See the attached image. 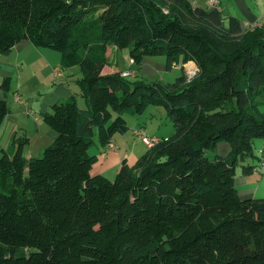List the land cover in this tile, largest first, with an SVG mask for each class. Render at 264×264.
I'll return each mask as SVG.
<instances>
[{
  "label": "trees",
  "instance_id": "16d2710c",
  "mask_svg": "<svg viewBox=\"0 0 264 264\" xmlns=\"http://www.w3.org/2000/svg\"><path fill=\"white\" fill-rule=\"evenodd\" d=\"M20 41L77 66L85 105L70 95L41 113L56 133L41 155L25 156L15 133L0 149V264H264V193L241 198L234 183L262 156L252 143L264 137L263 24L225 26L189 0H0V53ZM110 46L135 66L162 55L181 73L166 83L103 74ZM150 104L172 135L112 178L91 173L94 135L106 146L127 130L123 112ZM8 112L0 98V125ZM219 142L226 155L206 152Z\"/></svg>",
  "mask_w": 264,
  "mask_h": 264
},
{
  "label": "crops",
  "instance_id": "0c3cea01",
  "mask_svg": "<svg viewBox=\"0 0 264 264\" xmlns=\"http://www.w3.org/2000/svg\"><path fill=\"white\" fill-rule=\"evenodd\" d=\"M217 2L219 7L218 11L222 15V22L225 26L228 23L229 17H234L239 22V25L242 29L246 28L247 23L260 22L264 25V0H217ZM195 5L204 7L206 9H211L208 7L206 0H195ZM118 50L119 49L115 46H110L107 49L108 58L106 64L101 69V73L106 74L115 71L121 72V70L124 69H131L134 72V75H132L133 77L137 76L141 78V73H155V70L161 71L166 69L165 65L162 63V60H160V62H156L148 60L147 57H145L142 60L141 64L138 66H135L133 64L130 65L128 61L130 56L127 54L120 60L117 52ZM13 51H16V55L14 58L10 56ZM42 51L45 50H39L28 41H20L12 47L10 53L5 55L4 58L0 56L1 80L6 76L11 78V76L14 75L12 71H10V69H18L17 75L19 76L22 72V68L30 69L31 72L29 73V79L34 83V85L35 83H39L38 81H40V77L43 74H46V77L55 78L53 79V84L43 82L39 83L41 91H39V96L36 102H34L33 104L25 101V99L21 96L22 94H24V91L19 84H16V89L11 95L12 101L15 102L11 103V107L9 106V112L0 125V145L2 146L1 148H7L10 136L13 133H15L17 136H24L28 139V143L22 150L25 156H31L32 154H34L32 146L35 145L39 140L40 142H47L46 145H48L56 135L55 131L42 121L41 113L44 111H49L51 104L56 100H62V98L66 99L70 95H75L76 100L78 98V103L79 97L82 98L77 84V79L80 75L74 70L75 68H73V66L66 68L64 67L65 70H63L62 66L60 65V57L50 58L49 56L43 54ZM37 58H41L42 60H37ZM36 60L40 63L36 65L37 71H35L33 68ZM57 60L59 62H57ZM190 62L193 63L192 61H188V63ZM54 68L62 69L60 70L61 74L59 76H55L53 74ZM75 74L76 77L74 79L73 75L75 76ZM159 82L164 83L163 80H160ZM166 82L171 81H165V83ZM14 94H18L20 100L15 99ZM0 98H5L6 101L8 98L6 93H4L1 88ZM82 101L84 106L85 103L83 98ZM16 102H18L19 105L14 106V103ZM133 128H142L148 135L158 138H167L172 135L171 133H167L161 136L159 135L158 130L157 132L156 130L148 131V129L141 123L139 124L138 119L137 124H135ZM128 129L129 127L127 126V130ZM127 130L124 133L114 134L113 138L106 146H98L97 152H95L96 161L92 165V167H94V171H91V173H102L108 176L112 171L114 172L118 169L120 162L123 159L127 161V159L131 157L127 152ZM117 140H120L121 142H115ZM262 142H264V137ZM116 143H120L125 146V153H123L124 157L122 156L123 154L120 152L119 146ZM257 144H260L257 146L256 150V152L258 153L261 149H264V146L261 147V140L257 142ZM143 145L145 144L143 143ZM42 147L43 146L39 147V151ZM213 151L218 153L219 155H226L229 152V145L226 142H219L213 148ZM213 151L210 152V154L213 153ZM144 152L145 151L140 152L138 156H140ZM251 173L252 172L242 174L238 167L236 169L234 183L237 188L238 195L241 198L259 197L264 191L262 190L263 188L259 183L254 184L252 182L253 176H251L250 178Z\"/></svg>",
  "mask_w": 264,
  "mask_h": 264
},
{
  "label": "rangeland",
  "instance_id": "374dc122",
  "mask_svg": "<svg viewBox=\"0 0 264 264\" xmlns=\"http://www.w3.org/2000/svg\"><path fill=\"white\" fill-rule=\"evenodd\" d=\"M36 47V46H35ZM38 48L39 50H45V51H42L43 54L49 56L50 58H59V53L58 51L54 50V49H51V48H47V47H36ZM46 52H51V53H46ZM118 56L120 58V60L122 59L123 56H126L128 54V49L127 48H122V49H119L118 51ZM5 55L7 54H2L0 53V56L2 58L5 57ZM16 55V51H13L11 53V57L14 58ZM148 60H152V61H156V62H160V60H162V63L164 64V57L162 55H157V56H149L147 57ZM37 60H42L41 58H37ZM35 61V64L33 66L34 70L37 71L36 69V65L37 64H40L38 61ZM57 62H59L57 60ZM188 63V62H187ZM130 64V63H129ZM189 67L190 65H194L193 63H188ZM54 65V64H53ZM52 65V66H53ZM132 65V64H130ZM134 65V64H133ZM51 66V67H52ZM120 66H121V62H120ZM184 67V66H183ZM73 68H75L74 70L76 72H78V68L77 66H73ZM63 70H65V68L63 67L62 68ZM60 68V70H62ZM126 69L124 70H121V72H124ZM10 71H12V73L14 75L11 76V78H9L10 80V86L11 88L6 91V95H7V103H8V106L11 107V103L15 102V101H12L11 99V95L13 94L14 90L16 89V84H19L21 85V88L23 89L24 91V94H22L21 96L25 99V101H28L29 103H34L36 102L38 96H39V91H41V88H40V84L41 82L43 83H52L54 82L53 79H55L54 77H46V74L42 75L40 77V81H38L39 83H34L32 81H30L29 79V73L31 72L30 69L28 68H22V72L20 73V75L18 76L17 75V71L18 69H10ZM183 71H184V74L186 75V68L184 67L183 68ZM181 73V69L179 66H172L171 68H168V69H164V70H161V71H157L155 70V73H151V72H144V73H141V78L146 81V82H159L160 80H163V82L165 83V81H174V79ZM38 75V74H37ZM132 76V75H130ZM74 79L76 77V74L75 76L73 75ZM43 79V80H41ZM1 81V79H0ZM72 82V81H70ZM74 82V81H73ZM263 96V99H264V93L262 94ZM62 100H64V98H62ZM78 100V98H77ZM78 105L79 106H83V101H82V98L79 97V101H78ZM19 105L18 102L14 103V106H17ZM260 111L264 114V100L260 103ZM124 117H125V121H126V124L127 126L129 127V129L127 130V141H128V149H127V152L128 154H130V158L127 159V162H129V164H132L135 159H137L139 156V153L142 152V151H145L146 150V146L143 145V143L134 135L132 134L133 130V126H135V124H137V119H138V122L139 124L141 123L144 127H146L149 130H157L159 131V135L163 136L167 133H173L174 129H173V126L171 124V121L170 119L167 117L164 109L162 108L161 105H153V104H150L146 107V109H144V111L140 114H137V113H130L128 110H126L125 112H123L122 114ZM135 129V128H133ZM261 140V147L264 146V142H262L263 140V137H257L253 140V150L256 152L257 150V146L260 145V144H257V142H259ZM120 140H117L115 142H118ZM97 138H96V135H94L93 137V143L88 147V153L90 154H94L95 152H97V148H98V143H97ZM121 142V141H120ZM47 142H40V140L32 146V150H33V153L32 155H41L43 149L45 148L44 145H46ZM118 146H119V150L120 152L123 154L125 153V146L123 144H120V143H116ZM41 150L39 151V147H41ZM1 145H0V149H1ZM259 147V148H261ZM213 150L212 149H206V152L209 154L210 152H212ZM124 157V154L122 155ZM247 160H251L252 162H256V158H249V156L245 157V161ZM91 171H94V167H92ZM116 171H112L111 174L108 175L109 178H112L114 173ZM251 176H253V183H259L260 186L263 188L262 190H264V165L263 166H259L258 169L256 170H253L251 175H250V178ZM264 191L262 192L261 195H263ZM259 194V195H260Z\"/></svg>",
  "mask_w": 264,
  "mask_h": 264
},
{
  "label": "built area",
  "instance_id": "2783aa9c",
  "mask_svg": "<svg viewBox=\"0 0 264 264\" xmlns=\"http://www.w3.org/2000/svg\"><path fill=\"white\" fill-rule=\"evenodd\" d=\"M190 2H192L193 4H195V0H189ZM208 7L209 8H213L218 10V2L217 0H206ZM261 23L260 22H253V23H247L246 24V29H252L254 27L260 26ZM129 63L130 64H134L133 58H129ZM189 64L185 63L183 64V66L186 68V77L187 79L191 78L192 75L197 71V67L196 65L192 66L190 65V67L188 66ZM53 74L55 76H59L61 74L60 69L59 68H54L53 70ZM120 74L122 76H130V75H134V72L131 69H126L124 72H120ZM15 99L20 100V97L18 96V94H14ZM133 134L142 142L144 143L147 147H151L154 144H156L157 142H159V140L161 138L158 137H154V136H150L148 135L142 128H135L133 129ZM260 153L262 154L261 159L259 161V164L261 166L264 165V149L260 150Z\"/></svg>",
  "mask_w": 264,
  "mask_h": 264
}]
</instances>
